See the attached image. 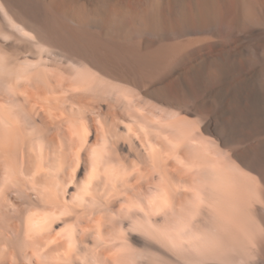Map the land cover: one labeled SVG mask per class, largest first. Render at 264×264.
<instances>
[{"label":"bare ground","instance_id":"1","mask_svg":"<svg viewBox=\"0 0 264 264\" xmlns=\"http://www.w3.org/2000/svg\"><path fill=\"white\" fill-rule=\"evenodd\" d=\"M0 98V264H264V0H0ZM27 109L67 138L47 180L19 178L25 143L35 170L47 158ZM112 109L145 158L111 155ZM179 191L186 212L158 226ZM111 195L145 240L103 231Z\"/></svg>","mask_w":264,"mask_h":264},{"label":"rangeland","instance_id":"2","mask_svg":"<svg viewBox=\"0 0 264 264\" xmlns=\"http://www.w3.org/2000/svg\"><path fill=\"white\" fill-rule=\"evenodd\" d=\"M133 98L134 99H132V101H131L132 103L130 105L133 107V106H137L136 104H138V106L143 107L144 111L142 110V113H144L145 115H148L149 117H155L156 116V117H163V119H164L165 117L169 118V116H171L170 110L168 111V110H165V108H161V107L159 108V106L158 107L154 106L150 102L145 103L137 95L136 96L134 95ZM1 99L2 98H0V100ZM78 101L75 102L76 107H74V108H78V110H83V112L84 111L86 112L87 109L91 105L97 106V104L95 102H93L91 104V102H89V100H78ZM27 110H29V109H27ZM27 110L24 112L25 114L22 116L23 118H21V120L24 123V128L26 130H27V128L30 129L29 127H31L34 123H39V122L45 123V125L47 126V133L46 132L44 133L45 144L47 146V147L45 146V149L47 148L46 149L47 150L46 151L47 152V158L45 161L46 162L45 168L42 170V172L37 171V169L35 170L34 169L35 167L33 165L34 164L33 156L29 151L26 150L28 147L26 148L27 143H25L26 145L24 144L22 146V153L19 156L20 157L19 158V161H20L19 167L22 169L20 172L22 175L20 174L19 178L21 180L23 179L22 181H24L26 179H27L26 181H30L31 179L36 180V181L47 180V179H49V177L52 174V171H50L49 164H48V163H50L49 161L52 159L51 155L53 153H57V152H61V153L65 152V148L63 146H64L67 138H66L65 134L57 133V131L55 130L56 128H55L54 123H52V120H50V118H48L47 115H45L44 113H40V117H38L34 113H32L30 110L27 112ZM64 111H66V110H64ZM112 112H113V114H111V116L109 118L110 119L109 123L110 122L111 123L110 124L108 123V127L111 131V132L110 131L108 132V138H109L110 142L112 141V144L111 143H110L111 145L109 144V146H110L109 148L111 150V155L112 156H116V155L120 156L121 159L124 160L125 163H128V164L131 162V160H136V158L137 159L145 158V156H146V150H145V145H144L145 144V136L142 135L143 133L141 131H138V130L136 131L135 134L133 132L132 133L128 132L127 131V125L132 124V122L130 123L131 118L127 117L128 120H125L126 118L125 119L123 118V114H120L119 112L117 113L116 109H112L111 113ZM133 112H134V114L136 113L135 111H133ZM131 113H132V111H131ZM65 114L67 116H69V114H71V113H69L68 111L64 112V115H62L63 119L67 118V116ZM152 114H153V116H152ZM120 115H122V116H120ZM188 122H189V125H191V126L195 125L196 126V120L195 119H190V120H188ZM110 127H112V128H110ZM138 133H140V134H138ZM55 134H59V136H57ZM61 140H65V141H62L63 146H61L62 143L58 142V141L61 142ZM88 141H89V143H91L93 141V137L90 136ZM159 142H160V140H159ZM192 143H194V144H192ZM192 143L187 144L185 146V148H183V150L186 149V147L188 149V148L192 147L193 145H195V142H192ZM60 146H61V148H60ZM82 156L84 158L86 157L85 151L82 152ZM169 159L170 158H168V161H167V167L169 165V167L167 169L169 171V175L172 176L176 172L172 169L171 163H173V160L172 159L169 160ZM0 172H1V165H0ZM67 172H68V170L64 168L62 171H60L56 175L60 180H62V179L68 180L69 175ZM82 176L84 177V171L78 170L74 176V180L79 181V180L83 179ZM35 177H36V179H35ZM134 178H135V174H133L131 176L130 180H132V182H133ZM140 187H141V190H140L141 197H143L144 195H147L151 189V186L145 182L140 183ZM74 190H75V188L72 184L68 185L67 195H69L70 193H73ZM184 193H186V191H184V192L179 191V193L177 195L178 202H176L177 204L174 206V209L171 210L172 212L168 210L162 214H160V213L156 214L155 217H153L154 215H152L151 216L152 221L154 220L155 223L158 224V226H161V225L169 226V225H171L172 221L175 220V218L177 217V216H175L176 212L181 211V210L185 211V207L187 205H189L187 199L184 198ZM142 194H144V195L142 196ZM8 198L11 199L13 197H11V195H9ZM12 200H13L12 202L16 201L14 199H12ZM109 200H110L109 205L105 209V213H107L106 214L107 215V221L103 227V231L104 232H109V231L116 232L117 227H118V229L120 228V229L125 231L130 242L133 238L144 239L145 238L144 234H142L141 232L135 231L131 227V219H129V218H131L132 216L134 217L136 213L133 210L130 211V214L132 215V216L130 215L131 217H128L127 215L123 214L124 211L122 212V210H124V208L121 207V205H122L121 202H123L122 196L111 195ZM20 203H24V200L17 199V201L15 202V204H20ZM15 215L16 214L8 213L6 218L3 220L4 224L11 225L14 222L18 221V219H17L18 216L17 215L15 216ZM12 217L15 219H13ZM6 220H7V223H6ZM59 227H60L59 223L55 225L56 229ZM87 238H89V236H87Z\"/></svg>","mask_w":264,"mask_h":264}]
</instances>
